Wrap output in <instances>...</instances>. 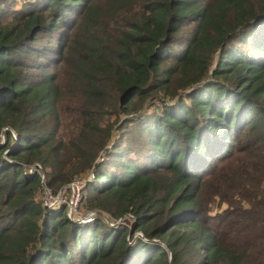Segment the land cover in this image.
I'll use <instances>...</instances> for the list:
<instances>
[{
  "label": "trees",
  "instance_id": "16d2710c",
  "mask_svg": "<svg viewBox=\"0 0 264 264\" xmlns=\"http://www.w3.org/2000/svg\"><path fill=\"white\" fill-rule=\"evenodd\" d=\"M1 134L0 264H264V0H0Z\"/></svg>",
  "mask_w": 264,
  "mask_h": 264
},
{
  "label": "built area",
  "instance_id": "2783aa9c",
  "mask_svg": "<svg viewBox=\"0 0 264 264\" xmlns=\"http://www.w3.org/2000/svg\"><path fill=\"white\" fill-rule=\"evenodd\" d=\"M1 141L3 140V134ZM12 136L16 137V134L12 132ZM103 159L100 155V157L97 159L98 162H101ZM37 172L40 176V179L42 182L45 184L46 178L44 174L43 167L41 166L40 163H32V165L26 166L24 172L26 173H33ZM94 171L93 169L88 170L85 172V174H80L74 177L72 181H70L67 185L63 186L57 193H53L52 190L48 188H44L42 191V196L44 197L46 194L51 196L50 198L53 199L51 203H48L47 201L44 200L45 205L48 207L51 206H58L61 202H64L63 199H61V196H59L61 193H65L66 190H70L72 197L70 198V201L68 202V210H66V213L68 214V218H70L72 221H74L78 225H85L87 223L93 222L98 219V213L99 211L97 209H87L89 213L83 214L80 212H76V209L78 205L81 207V203L84 198V190L87 186V184L94 179ZM69 192V193H70ZM52 194V195H51ZM68 194V193H67ZM56 203V204H55ZM75 212V213H74ZM100 213L105 214L106 220H104L105 223H107L110 227L116 228L118 226L125 225L128 229L131 231L132 229V224H133V216L131 214L124 215L121 218H114L112 217L108 212H102ZM140 239L142 238L143 240L146 241V238L143 236V233L140 231H135L132 235L131 241L135 239ZM128 242H130V235L127 237ZM155 241V240H154Z\"/></svg>",
  "mask_w": 264,
  "mask_h": 264
},
{
  "label": "rangeland",
  "instance_id": "374dc122",
  "mask_svg": "<svg viewBox=\"0 0 264 264\" xmlns=\"http://www.w3.org/2000/svg\"><path fill=\"white\" fill-rule=\"evenodd\" d=\"M19 3H20V1H22V0H17ZM156 103H158L157 101L155 102V104ZM4 137V136H3ZM2 138V135H0V139ZM60 190V189H59ZM69 192H70V190H69ZM68 192V190H66L65 191V193H61L59 196H61V199H63L64 200V202H61L60 204H58V206L59 205H62V206H64V208H65V210H68V207H69V205H68V202L70 201V198L72 197V195H71V192L69 193ZM85 192V191H84ZM68 193V194H67ZM52 195V194H51ZM51 196H49L48 194H46L44 197H43V200H45V201H47L48 203H51V201H53V199L52 198H50ZM82 203H83V201H82ZM82 203H81V207L78 205V207H77V209H76V212L78 213V212H80V213H83V214H86V213H89V212H87V211H89V210H87V208L85 209V208H83V206H82ZM56 204V203H55ZM224 206H222V208H223ZM75 213V212H74ZM98 215V219H100V220H102L103 222H104V220H106V218H105V214H103V213H98L97 214ZM111 228H113V227H111Z\"/></svg>",
  "mask_w": 264,
  "mask_h": 264
}]
</instances>
